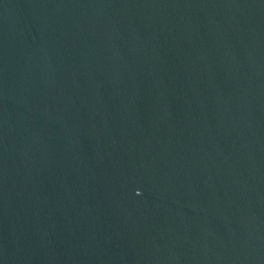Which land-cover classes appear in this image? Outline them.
<instances>
[{
    "label": "water",
    "instance_id": "obj_1",
    "mask_svg": "<svg viewBox=\"0 0 264 264\" xmlns=\"http://www.w3.org/2000/svg\"><path fill=\"white\" fill-rule=\"evenodd\" d=\"M0 264H264V0H0Z\"/></svg>",
    "mask_w": 264,
    "mask_h": 264
}]
</instances>
